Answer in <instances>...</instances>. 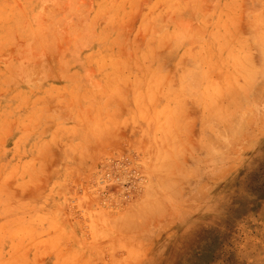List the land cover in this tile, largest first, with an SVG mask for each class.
I'll list each match as a JSON object with an SVG mask.
<instances>
[{
  "label": "rangeland",
  "instance_id": "obj_1",
  "mask_svg": "<svg viewBox=\"0 0 264 264\" xmlns=\"http://www.w3.org/2000/svg\"><path fill=\"white\" fill-rule=\"evenodd\" d=\"M263 56L264 0H0V264H264Z\"/></svg>",
  "mask_w": 264,
  "mask_h": 264
},
{
  "label": "bare ground",
  "instance_id": "obj_2",
  "mask_svg": "<svg viewBox=\"0 0 264 264\" xmlns=\"http://www.w3.org/2000/svg\"><path fill=\"white\" fill-rule=\"evenodd\" d=\"M228 44H229V43H228ZM263 58H264V56H263ZM261 61H264V60L261 59ZM197 68H198V67H197ZM197 68H196V69H197ZM192 70H193V69H192ZM194 70H195V69H194ZM246 71H247V70H246ZM197 73L199 74V72H197ZM191 74H192V73H191ZM195 74H196V73H195ZM196 76H197V75H196ZM203 77H204V75H203ZM205 77H206V76H205ZM205 77H204V78H205ZM194 78H195V76H194ZM198 78H201V77L198 76ZM193 80H194V79H193ZM193 80H192V81H193ZM198 80H199V79H198ZM200 80H202V79H200ZM200 80H199V82H200ZM196 81H197V80H196ZM203 81H204V79H203ZM186 82H187V81H186ZM189 83H190V82H189ZM191 84H193V82H192ZM193 85H195V84H193ZM194 88H195V87H194ZM189 91H190V90H189ZM189 91H188V92H189ZM194 92H195V91H194ZM197 92H198V91H197ZM197 92H196V93H197ZM214 101H215V100H214ZM214 106H215V105H214ZM213 110H214V109H213ZM213 110H212V111H213ZM167 124H168V123H167ZM162 151H163V150H162ZM158 152H159V151H158Z\"/></svg>",
  "mask_w": 264,
  "mask_h": 264
}]
</instances>
